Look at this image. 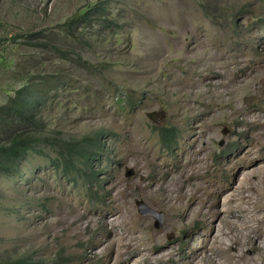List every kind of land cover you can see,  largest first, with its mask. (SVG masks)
Segmentation results:
<instances>
[{"label": "rangeland", "instance_id": "rangeland-1", "mask_svg": "<svg viewBox=\"0 0 264 264\" xmlns=\"http://www.w3.org/2000/svg\"><path fill=\"white\" fill-rule=\"evenodd\" d=\"M98 2L107 24L61 29ZM263 60L264 0H0V105L30 84L56 142L0 173V264H200L241 235L264 216Z\"/></svg>", "mask_w": 264, "mask_h": 264}, {"label": "trees", "instance_id": "trees-1", "mask_svg": "<svg viewBox=\"0 0 264 264\" xmlns=\"http://www.w3.org/2000/svg\"><path fill=\"white\" fill-rule=\"evenodd\" d=\"M106 13V5L99 2L94 3L69 18L62 24L61 29L79 41L80 37L89 32L88 24L91 20L106 24L109 22L110 19ZM55 49L59 50V48ZM35 90L30 84H21L14 90V94L0 105V173L12 174L17 170L20 162L40 143H56L51 138L46 139L42 134L41 122L37 114L41 93ZM172 137L173 128H164L161 133L162 142L167 144L173 140ZM95 148L101 150L97 139L92 140L89 147L81 148L80 154L83 159H97L102 152L90 157Z\"/></svg>", "mask_w": 264, "mask_h": 264}, {"label": "bare ground", "instance_id": "bare-ground-1", "mask_svg": "<svg viewBox=\"0 0 264 264\" xmlns=\"http://www.w3.org/2000/svg\"><path fill=\"white\" fill-rule=\"evenodd\" d=\"M257 67H258V69L256 70L257 73H255L253 76H251V78H248V80H245V83L244 84H249L250 85L253 81H255V83L257 85H259V86L262 85V83L264 82V60ZM256 77H258V78H256ZM249 85H247V86H249ZM225 87H227V86H225ZM198 92L199 91H197V93ZM260 133H262V130H261ZM258 161H264V155H262L261 157H259ZM261 179L264 182V169L262 170ZM147 186L149 187L150 184L149 185H143L142 188H140L142 190V193L145 194V195L151 194V192H152L151 190H149L150 188L149 189H146ZM129 210H131V209L129 208ZM119 211L120 212H119L118 216L114 220L119 219V221H120L119 223L123 226L122 229L127 230V229H129L131 227L132 219L131 218H128L127 216H125L122 210H119ZM126 212H128V211H126ZM128 215L129 216H133L134 214L133 215H130L128 213ZM249 218H250V220H254V222L252 224H245L242 227V229H241V235L238 234V233H235L233 235V238L231 239V242L229 244H226L225 243L224 244L225 246H223L224 241H223L222 238H220V241H217L216 243H215V241H213L212 244H211V252L210 253H204V254H201L200 255V258H199V260L201 261L200 264H241L244 261L247 262V264H264V242H262V245L261 244H256V241H257V238H258L260 232L264 229V216H257L255 214V212H254V213H252L249 216ZM133 220H134V216H133ZM122 233L123 232L117 233L116 230H114V232H113V234H115V235L116 234H120L119 235V240L120 241L123 239V237H122L123 234ZM123 244H124V246H126V245H133L134 247H137V246H135V243H133V242L131 243L130 241H125ZM247 244H251L252 247H254L257 250V254H258L257 257H253V258H250L249 259V258H246L245 255L242 252H237V249L238 248L240 250H242V248L245 245H247ZM220 254L223 257V261L217 262L216 261V256L217 255H220ZM256 258L259 259V261H256Z\"/></svg>", "mask_w": 264, "mask_h": 264}, {"label": "water", "instance_id": "water-1", "mask_svg": "<svg viewBox=\"0 0 264 264\" xmlns=\"http://www.w3.org/2000/svg\"><path fill=\"white\" fill-rule=\"evenodd\" d=\"M138 205V209L141 213L145 214V213H149L150 211H152L146 204H144L142 201H138L137 202ZM153 213L158 214L156 212L153 211ZM160 221V220H159Z\"/></svg>", "mask_w": 264, "mask_h": 264}]
</instances>
